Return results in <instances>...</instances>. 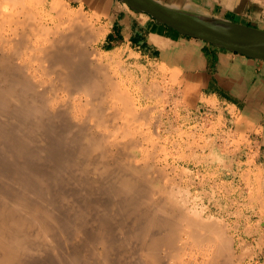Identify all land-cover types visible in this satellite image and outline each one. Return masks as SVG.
I'll return each instance as SVG.
<instances>
[{
	"label": "bare ground",
	"instance_id": "6f19581e",
	"mask_svg": "<svg viewBox=\"0 0 264 264\" xmlns=\"http://www.w3.org/2000/svg\"><path fill=\"white\" fill-rule=\"evenodd\" d=\"M10 2L9 10L25 5ZM7 5L0 3V264L242 260L241 240L223 220L149 168L133 131L141 100L92 56L83 14L57 5L63 26L52 30L28 6L15 11L20 19ZM6 19L14 29H4ZM207 22L264 41L255 30Z\"/></svg>",
	"mask_w": 264,
	"mask_h": 264
},
{
	"label": "rangeland",
	"instance_id": "374dc122",
	"mask_svg": "<svg viewBox=\"0 0 264 264\" xmlns=\"http://www.w3.org/2000/svg\"><path fill=\"white\" fill-rule=\"evenodd\" d=\"M8 1L9 10L14 3L6 0L7 4ZM24 4L22 8L28 6L37 16L35 21L38 19L52 30L62 25L57 5L71 14H83L90 23L87 32L92 34L88 41L92 56L111 68L112 74L125 83L134 101L141 100L139 112L143 116L133 131L138 130L135 135L140 137L137 140L148 157L149 164L146 160L144 164L163 171L162 174L165 172V176L168 174L171 178L164 177L165 180L170 184L175 182L172 185H179L194 196L197 208H202L205 215L227 224L229 235L236 234L245 247L235 251L242 259L238 258L237 264H264V149L254 143L251 134L237 128L239 116L214 100H203L198 109L179 87L176 73L163 65L123 52H102L97 47L100 31L96 15L61 0H24ZM20 5L11 6L9 12L24 19L25 14L22 13L23 17L21 12H15L22 9ZM8 25L14 29L13 23H5L4 29Z\"/></svg>",
	"mask_w": 264,
	"mask_h": 264
},
{
	"label": "crops",
	"instance_id": "0c3cea01",
	"mask_svg": "<svg viewBox=\"0 0 264 264\" xmlns=\"http://www.w3.org/2000/svg\"><path fill=\"white\" fill-rule=\"evenodd\" d=\"M61 1L98 17L102 52H123L165 66L198 109L203 100L226 105L241 119L237 128L264 149V60L184 36L122 0ZM157 1L197 19L264 32V0Z\"/></svg>",
	"mask_w": 264,
	"mask_h": 264
},
{
	"label": "water",
	"instance_id": "95a60500",
	"mask_svg": "<svg viewBox=\"0 0 264 264\" xmlns=\"http://www.w3.org/2000/svg\"><path fill=\"white\" fill-rule=\"evenodd\" d=\"M122 1L135 10L150 15L158 23L166 25L184 36L212 43L236 54L264 60V41L261 39L248 38L247 36L221 30L209 24L208 20L197 19L182 11L166 6L157 0ZM245 28L264 33L250 27Z\"/></svg>",
	"mask_w": 264,
	"mask_h": 264
}]
</instances>
